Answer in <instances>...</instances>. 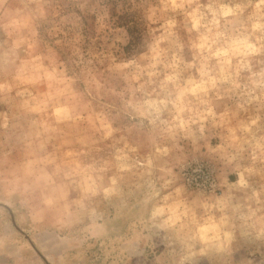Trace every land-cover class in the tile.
Segmentation results:
<instances>
[{
    "label": "clouds",
    "instance_id": "clouds-1",
    "mask_svg": "<svg viewBox=\"0 0 264 264\" xmlns=\"http://www.w3.org/2000/svg\"><path fill=\"white\" fill-rule=\"evenodd\" d=\"M141 7L146 51L116 64L115 71L127 84L119 94L121 99L129 96L125 111L141 120L139 127L147 121L151 128L152 151L144 163L124 149L116 158L121 174L143 181L137 185L145 189L143 199L130 206L123 175L105 184V168L79 164L67 165L71 171L64 173L82 191L72 204L71 185L56 183L65 165H57L51 174L32 169L0 175V196L19 206L34 231L76 233L81 260L85 246L98 244L105 264H119L137 250L134 246L159 232L167 233L168 255L175 264H198L201 258L230 253L238 234L245 241L264 242V0H142ZM21 71H29L28 63ZM44 71L49 81L66 83L57 69ZM31 80L28 76L22 82ZM101 123L111 136V124L103 117ZM214 138L221 143L213 146ZM181 141L190 142L197 162L218 166L211 195H186L176 172L189 159ZM232 174L238 176L235 183L229 180ZM257 177L258 186L252 182ZM217 188L222 195H216ZM98 197L108 208L93 203ZM128 222L133 236L125 240L119 226ZM13 245L17 251L7 253ZM27 250L12 225L0 222V253L15 258ZM64 261L61 256L59 264Z\"/></svg>",
    "mask_w": 264,
    "mask_h": 264
},
{
    "label": "rangeland",
    "instance_id": "rangeland-1",
    "mask_svg": "<svg viewBox=\"0 0 264 264\" xmlns=\"http://www.w3.org/2000/svg\"><path fill=\"white\" fill-rule=\"evenodd\" d=\"M141 4L142 0H0V175L32 169L51 174L57 165H65L56 183L71 185L67 191L72 204L81 199L82 191L78 183L64 179V173L71 171L67 165L103 167L105 184L113 176L123 175L121 184L130 206L143 199L145 189L137 187L143 181L133 174H121L116 158L124 149L132 159L144 163L152 151L151 128L147 121L139 127L141 120L125 111L124 100L129 96L125 93L121 99L119 94L127 84L115 71L116 64L146 51ZM18 41L24 42L17 48ZM34 60L36 64L31 63ZM25 63L29 71L22 72ZM54 68L63 74L65 84L46 78L44 70L51 73ZM28 76L32 80L22 82ZM102 117L112 126L111 136ZM211 143L216 146L221 141L214 138ZM180 147L189 157L183 170L176 169L186 195L189 199L211 195L213 184L218 183V166L202 159L197 162L190 142L181 141ZM131 148L137 151L133 153ZM229 180L235 183L238 176L232 174ZM252 182L258 186L260 179ZM222 194L217 188L216 195ZM101 202L102 197L93 201L108 208ZM0 222L11 224L29 246L15 258L7 254L17 251L15 245L10 246L7 253H0V264H59L61 256L64 264H105L100 245L85 246L84 259H77L76 233L51 228L34 231L23 221L19 206L3 196ZM119 231L125 240L133 236L130 222L122 223ZM134 247L137 250L119 264H175L168 255L172 248L167 233L153 234ZM198 264H264V242L245 241L238 234L230 253L201 258Z\"/></svg>",
    "mask_w": 264,
    "mask_h": 264
}]
</instances>
